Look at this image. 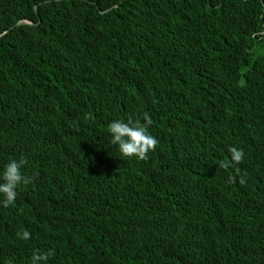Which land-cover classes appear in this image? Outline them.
I'll return each mask as SVG.
<instances>
[{
  "label": "trees",
  "instance_id": "trees-1",
  "mask_svg": "<svg viewBox=\"0 0 264 264\" xmlns=\"http://www.w3.org/2000/svg\"><path fill=\"white\" fill-rule=\"evenodd\" d=\"M144 113L158 143L122 156L107 125ZM21 157L0 264H264V0H0V168Z\"/></svg>",
  "mask_w": 264,
  "mask_h": 264
},
{
  "label": "clouds",
  "instance_id": "clouds-1",
  "mask_svg": "<svg viewBox=\"0 0 264 264\" xmlns=\"http://www.w3.org/2000/svg\"><path fill=\"white\" fill-rule=\"evenodd\" d=\"M151 117L144 113V123L133 120L114 119L107 125L109 142L117 146L122 156L145 159L147 153L158 143L157 139L148 131L147 124ZM231 162L239 163L244 158V150L238 147H230ZM27 163L26 158L9 159L0 168V205L9 207L13 205L18 196V188L21 184L27 183V178L22 173L23 166ZM228 161H221L219 167L227 168ZM17 236L21 240H29L32 233L21 228L17 231ZM51 250L41 251L34 249L29 258L30 264H47Z\"/></svg>",
  "mask_w": 264,
  "mask_h": 264
},
{
  "label": "water",
  "instance_id": "water-1",
  "mask_svg": "<svg viewBox=\"0 0 264 264\" xmlns=\"http://www.w3.org/2000/svg\"><path fill=\"white\" fill-rule=\"evenodd\" d=\"M117 6V5H116ZM112 8H110V9H108V10H106V11H100L101 13H105V12H107V11H110ZM36 10H37V7H36ZM20 24H30V25H32L33 23L32 22H28V21H24V22H20Z\"/></svg>",
  "mask_w": 264,
  "mask_h": 264
}]
</instances>
